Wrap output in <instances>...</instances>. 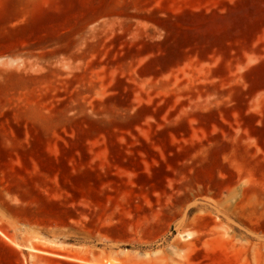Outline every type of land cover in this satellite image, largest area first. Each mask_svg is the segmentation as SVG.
<instances>
[{
    "label": "rangeland",
    "instance_id": "obj_1",
    "mask_svg": "<svg viewBox=\"0 0 264 264\" xmlns=\"http://www.w3.org/2000/svg\"><path fill=\"white\" fill-rule=\"evenodd\" d=\"M198 251L264 261V0H0V264Z\"/></svg>",
    "mask_w": 264,
    "mask_h": 264
},
{
    "label": "trees",
    "instance_id": "obj_2",
    "mask_svg": "<svg viewBox=\"0 0 264 264\" xmlns=\"http://www.w3.org/2000/svg\"><path fill=\"white\" fill-rule=\"evenodd\" d=\"M204 219L210 220L209 217H205ZM192 260L195 262V264H235L232 260H228V259H221V261H217V259L214 257L213 258L211 257L210 259H205L201 251L195 252L192 255Z\"/></svg>",
    "mask_w": 264,
    "mask_h": 264
}]
</instances>
